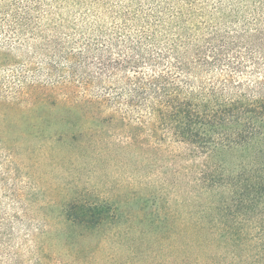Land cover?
Segmentation results:
<instances>
[{"label":"trees","instance_id":"16d2710c","mask_svg":"<svg viewBox=\"0 0 264 264\" xmlns=\"http://www.w3.org/2000/svg\"><path fill=\"white\" fill-rule=\"evenodd\" d=\"M111 137L190 184L136 216L65 208L126 226L111 264H264V0H0V264L54 263L15 213L16 158Z\"/></svg>","mask_w":264,"mask_h":264},{"label":"rangeland","instance_id":"374dc122","mask_svg":"<svg viewBox=\"0 0 264 264\" xmlns=\"http://www.w3.org/2000/svg\"><path fill=\"white\" fill-rule=\"evenodd\" d=\"M121 141L111 137L106 144L98 143L97 150L88 152L81 150L84 141L77 142L75 151L46 147L35 154H23L16 158V164L12 163V188L21 198L12 214L15 212L31 224L37 233L35 244L47 247L53 264H89L82 255L90 253L98 258L91 264H111L108 255L128 252L125 225L87 234L65 224V208L76 204L117 206V210L110 211V217L136 216L143 214L147 198L153 206L160 202L162 189L172 192L190 186L162 183L159 167L156 170L149 165L144 156L132 150H116ZM142 227L137 221L136 233ZM114 233L121 237L116 238Z\"/></svg>","mask_w":264,"mask_h":264}]
</instances>
